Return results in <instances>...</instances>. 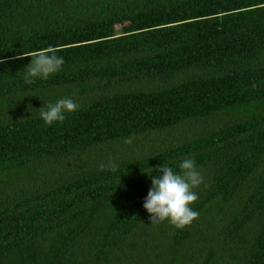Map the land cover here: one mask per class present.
Instances as JSON below:
<instances>
[{"label": "trees", "instance_id": "1", "mask_svg": "<svg viewBox=\"0 0 264 264\" xmlns=\"http://www.w3.org/2000/svg\"><path fill=\"white\" fill-rule=\"evenodd\" d=\"M0 60V264H264V0H0ZM186 158L200 215L152 224L145 171Z\"/></svg>", "mask_w": 264, "mask_h": 264}, {"label": "clouds", "instance_id": "2", "mask_svg": "<svg viewBox=\"0 0 264 264\" xmlns=\"http://www.w3.org/2000/svg\"><path fill=\"white\" fill-rule=\"evenodd\" d=\"M57 53L58 50L55 47L49 46L36 52L25 53L23 51L22 54H18V57L20 55L31 57L23 70L25 83L31 84L36 79L47 80L58 73L65 64V59ZM2 62L0 60V63ZM42 101L43 106L37 110L45 125L63 122L67 114L77 111L80 107L70 96L60 98L55 102ZM152 170L154 174L145 171L152 183L143 204L150 214L152 224L167 220L177 229L190 225L200 215L192 207L199 199V193L194 189L204 182V176L195 159L181 160L178 170L166 163Z\"/></svg>", "mask_w": 264, "mask_h": 264}]
</instances>
